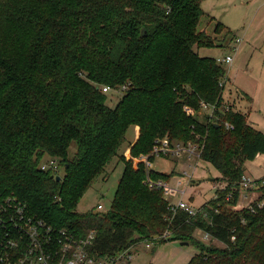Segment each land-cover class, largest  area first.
Wrapping results in <instances>:
<instances>
[{
  "label": "trees",
  "instance_id": "trees-1",
  "mask_svg": "<svg viewBox=\"0 0 264 264\" xmlns=\"http://www.w3.org/2000/svg\"><path fill=\"white\" fill-rule=\"evenodd\" d=\"M202 1L0 0V193L77 238L95 231L88 255L96 260L141 242L187 241L198 250L187 264H264V203L256 205L264 202V176L255 180L261 195L253 211L228 210L239 201L242 162L264 154V131L233 104L227 109L224 65L196 50L231 33L221 21L214 36L198 30L207 15ZM104 85L125 86L112 107ZM200 102L215 105L214 114ZM131 125L138 128L131 156L147 155L165 136L193 140L225 186L193 216L173 214L162 191L143 182L144 164L134 167L119 152ZM47 157L58 159L57 172L39 169ZM115 158L123 171L109 208L79 212ZM148 171L153 179L176 177Z\"/></svg>",
  "mask_w": 264,
  "mask_h": 264
},
{
  "label": "rangeland",
  "instance_id": "rangeland-1",
  "mask_svg": "<svg viewBox=\"0 0 264 264\" xmlns=\"http://www.w3.org/2000/svg\"><path fill=\"white\" fill-rule=\"evenodd\" d=\"M201 7L205 14L209 16L213 14L215 17L213 21H210L207 15H203L198 30H206L208 34L214 36V26L216 22L221 21L231 33L222 38L225 31H221L219 37L222 40L218 43L219 46L212 48L196 47V50L200 56H209L214 59L225 55L232 57L233 62L231 64H224L228 78L231 77L225 88L227 91L229 89L231 91L228 100L225 96H223V100L225 104L229 105L232 102L235 108L247 114L251 124L264 131V0H203ZM236 39H239V42ZM235 46H238L237 49ZM121 93L119 90L108 91L106 103L111 107L114 106L121 97ZM245 96L250 98V104L247 103ZM137 131V126L131 125L125 133L126 141L119 152H122L121 154L127 160H131L133 157L128 147ZM75 148V142H73L68 149L70 156L73 155ZM125 151L129 153L128 156ZM117 159L115 158L107 166L108 174L98 177L93 186L82 196L77 206L79 212H87L92 207L96 208L97 203H102L104 208H109L117 188V181L123 171V163L118 162ZM178 160L180 159H165L162 156V158L153 159L152 162V167L160 172H174L177 176L192 177L186 186L185 194L182 196L180 194L171 195V202L176 203L182 198L193 206H198L209 200L212 195L215 196V190L225 186V182L213 179L218 175V171L209 162L199 160L195 168L179 165L178 171L180 173H177L171 165ZM179 162L188 163L184 160ZM193 163L195 162H190L191 165ZM132 164L134 166V161ZM242 164L245 173L251 179L256 180V178L264 176V154L257 155L253 160H244ZM59 173L63 174V169H60ZM175 183L176 181L173 184ZM239 194L238 207L231 206L228 210L238 211L243 207H248L261 195L255 184L248 188H244L241 184ZM228 195L231 194L228 193ZM194 234L198 238L201 237L199 230H196ZM147 242L150 243L148 248L145 246V242H141V254L138 255L137 253L131 264H150V262L154 264H187L198 251L191 243L180 244L176 241H165L156 244L151 241ZM205 243L210 242L206 240Z\"/></svg>",
  "mask_w": 264,
  "mask_h": 264
},
{
  "label": "built area",
  "instance_id": "built-area-1",
  "mask_svg": "<svg viewBox=\"0 0 264 264\" xmlns=\"http://www.w3.org/2000/svg\"><path fill=\"white\" fill-rule=\"evenodd\" d=\"M239 42V39H236ZM236 47V46H235ZM216 62L220 65L231 64L233 59L230 55L215 58ZM228 77V74H227ZM227 79V78H226ZM225 79V80H226ZM227 81L222 80L220 85H224ZM125 89V86H121L119 89H112L108 86H102L103 92L115 91ZM202 110L212 115L216 110L215 105L205 104L200 102ZM227 109L229 104H226ZM186 113H190L191 109L187 106L184 107ZM226 127L231 126L226 123ZM202 146L196 142L187 141H171L167 136L162 139H156L153 146L147 155H140L138 157H131L134 161V167L137 163L141 162L146 167V177L144 183L150 188L160 189L162 196L166 199L168 208L171 212L176 213L179 210L187 212L193 216L197 209L189 202L180 198L178 202L173 203L170 201L171 195L185 194L186 186L189 184L191 176H176L172 179L161 180L153 179L149 175V168L152 167L150 157L153 159L162 158L165 159H180L188 161V163L194 161L189 167H196L195 165L200 159L202 153ZM40 170L58 171V159L46 158L39 164ZM184 174L185 171H183ZM239 186L241 184L244 188H248L255 184V179L247 175H242L240 178ZM176 181L175 184H173ZM231 197L228 195L227 198ZM264 202L257 201V206H262ZM238 207V202L233 206ZM96 208L99 211L104 210L102 203H97ZM252 211V204L248 206ZM201 234L203 241L208 240L209 236L206 233ZM169 235L168 230H165L163 237ZM95 236V231H90L86 237L77 238L75 234L71 233L66 228H55L46 220L38 218L36 215L30 212L24 203L19 201L17 197L12 195H2L0 193V264H127L130 263L133 258L130 252L131 249L120 252L116 257L109 260L100 261L92 258L88 255V248ZM233 238V237H232ZM146 246L149 247L150 243L147 242ZM133 248V247H132Z\"/></svg>",
  "mask_w": 264,
  "mask_h": 264
},
{
  "label": "crops",
  "instance_id": "crops-1",
  "mask_svg": "<svg viewBox=\"0 0 264 264\" xmlns=\"http://www.w3.org/2000/svg\"><path fill=\"white\" fill-rule=\"evenodd\" d=\"M210 14V13H209ZM210 16H212L213 18L215 17L213 14H211ZM223 23V22H222ZM224 24V23H223ZM225 25V24H224ZM226 26V25H225ZM230 39V38H229ZM231 40V39H230ZM229 40V41H230ZM238 47V46H237ZM237 47H235L236 49H237ZM234 48V47H233ZM229 80H231V77L230 78H228V80H227V82H226V84H225V87H226V85H227V83L229 82ZM236 90L238 91V89H237V87H236ZM235 90V91H236ZM231 91V89H229V91H227V89L225 88V92H224V95L223 96H225V98H227V100H228V97H229V92ZM246 97V96H245ZM246 101H247V103H251V100H250V98L249 97H246ZM230 104H233L232 102L230 103ZM246 114V113H245ZM247 115V114H246ZM248 117V116H247ZM250 120V119H249ZM137 133H138V131L134 134V136H133V138H132V142H134L136 139H137ZM129 150V149H128ZM174 160H176V159H174ZM180 160H178L176 163H172V165L171 166H173L172 168L173 169H175V171L178 173H180V171H178V167H179V165H186V166H188V165H191L190 163H182V162H179ZM189 167V166H188ZM246 174V173H245ZM246 175H248V174H246ZM175 176H177V175H175ZM249 176V175H248ZM250 177V176H249ZM191 204V203H190ZM192 205V204H191ZM201 205V204H200ZM193 206V205H192ZM195 206V205H194ZM199 206V205H198ZM196 207V206H195ZM146 246V245H145ZM147 247V246H146ZM148 248V247H147ZM140 249H141V244L140 245H138V246H134L133 248H131V250H130V252H131V254H132V258H133V260L135 259V255L138 253V255H140L141 254V251H140ZM137 256V255H136ZM133 260L130 262V264L133 262Z\"/></svg>",
  "mask_w": 264,
  "mask_h": 264
},
{
  "label": "water",
  "instance_id": "water-1",
  "mask_svg": "<svg viewBox=\"0 0 264 264\" xmlns=\"http://www.w3.org/2000/svg\"><path fill=\"white\" fill-rule=\"evenodd\" d=\"M59 178H60V176L57 175L56 180L59 179ZM188 243H189V242H187V241H181V242H180V244H188Z\"/></svg>",
  "mask_w": 264,
  "mask_h": 264
}]
</instances>
